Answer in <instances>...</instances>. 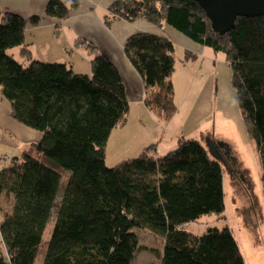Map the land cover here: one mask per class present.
<instances>
[{"label":"trees","instance_id":"obj_1","mask_svg":"<svg viewBox=\"0 0 264 264\" xmlns=\"http://www.w3.org/2000/svg\"><path fill=\"white\" fill-rule=\"evenodd\" d=\"M76 6V0H49L44 9L61 22ZM109 13L107 24L144 17L224 53L244 127L259 154L264 194V15L239 16L220 34L194 0H112ZM39 21L0 12L1 93L12 119L42 134L0 168V264H35L52 218L40 264H132L140 250L137 228L162 238L160 264H244L230 226L197 234L186 226L224 212L222 167L207 147L181 137L165 154L149 144L109 167L108 138L130 107L121 74L92 42L80 39L91 53L90 74L33 58L25 28ZM16 47L21 61L8 52ZM123 49L143 82V103L168 121L178 109L172 42L133 33ZM63 170L69 176L60 185Z\"/></svg>","mask_w":264,"mask_h":264},{"label":"rangeland","instance_id":"obj_2","mask_svg":"<svg viewBox=\"0 0 264 264\" xmlns=\"http://www.w3.org/2000/svg\"><path fill=\"white\" fill-rule=\"evenodd\" d=\"M56 50L59 51V48L57 47ZM208 51L210 54H197L185 47L177 46L173 53L175 70L172 81L175 85L174 99L179 111H176L168 121L155 117V120L145 119L142 124H146L147 132L156 134L160 140L158 143L163 150L162 154L176 148L175 144L181 134L187 138L194 137L206 147L204 134L209 139L221 141L227 145L228 156H230L227 158V166L220 163L225 200L224 212L218 214L220 216L214 213L202 215L196 222L187 223L186 226L195 234L203 233L210 226L217 228L230 226L240 246L244 264H264L262 165L256 144L246 132L241 111L234 97L235 89L232 87L231 70L226 56L223 52H215L212 49ZM37 52L40 53L39 50ZM77 58L78 56H76L78 61ZM16 59L20 60L17 55ZM78 62L82 63L81 60ZM133 124L127 125L130 128L129 131L131 132L132 129L135 134L132 139L124 135V132H120L119 125L112 130L105 149V161L109 167L127 158L136 157L142 152L139 149L132 151L135 145L132 146L130 142L141 138L142 135L137 134L144 131H139L138 128L133 129V126L136 127ZM206 129L215 132L214 135L210 132L207 134ZM126 146L130 147L131 152H125ZM220 149L226 150L224 146ZM44 162L49 164L46 160ZM228 166L233 169V172L229 171ZM61 174L60 185H63L69 173L63 170ZM1 202L4 204V201ZM52 224L53 218L44 229L42 245L35 264H40L42 260ZM135 232L139 238L140 250L134 255L132 264H160L162 238L146 228H137Z\"/></svg>","mask_w":264,"mask_h":264},{"label":"crops","instance_id":"obj_3","mask_svg":"<svg viewBox=\"0 0 264 264\" xmlns=\"http://www.w3.org/2000/svg\"><path fill=\"white\" fill-rule=\"evenodd\" d=\"M48 1L0 0V12L10 10L23 16L25 19L32 17V15L38 16L40 21L37 24L31 25L28 22L25 28V43H27L32 57L41 61L64 62L71 66L74 72L77 73L90 74L91 71V53L77 40L92 42L107 56L109 61L114 63L125 85V94H127L130 107L124 123L119 125L121 128L120 132H124V135H128V138L132 139L135 134L132 132V129L131 132L129 131L130 128L127 125L134 123L133 125H136V127L133 126V129L138 128L139 131L144 130L145 132L143 131L137 134H141V138L130 142L132 146L135 145L132 151H137V149L144 151L149 144H155L156 153H162L163 150L158 143L160 140H158L156 134H152L150 131L147 132L145 130L147 128L146 124H142V121L145 122L147 118L155 120V115L143 103L144 85L138 72L133 69L129 60L125 57L123 49L124 42L133 33L148 32L168 38L175 47L174 52L178 45L197 54H210L208 49H211L197 44L166 23L156 25L144 17L136 18L132 21H128L123 17L111 18L109 24H107L106 17L110 15L109 5L112 0H76V8H71L69 15L61 22L45 14L44 8ZM57 47L59 51L56 50ZM19 49V47L12 48L8 52L14 58L17 55L20 59L18 61H21L23 59L18 54ZM76 56H78V61L81 60L82 63L76 60ZM74 58L75 60H73ZM173 86L175 89L174 82ZM131 119L133 120L131 121ZM124 128L125 130H122ZM205 132H210L211 135L215 133L209 129H206ZM204 136L208 139L207 135L204 134ZM41 137L42 134L39 131H35L12 119L10 104L3 97L0 90V162L2 161L0 168L5 167L12 157L19 155L28 143H37ZM181 137L186 136L181 134L179 139ZM160 138L162 139V137ZM137 142L138 147H136ZM125 145L124 143V147ZM129 151L130 147L126 146L125 152Z\"/></svg>","mask_w":264,"mask_h":264},{"label":"water","instance_id":"obj_4","mask_svg":"<svg viewBox=\"0 0 264 264\" xmlns=\"http://www.w3.org/2000/svg\"><path fill=\"white\" fill-rule=\"evenodd\" d=\"M198 2L206 13L213 30L218 33L229 31L235 24L237 17H254L264 15V0H194ZM207 149L219 164L222 162L216 154V145H224L221 141L206 138ZM228 149V147H227Z\"/></svg>","mask_w":264,"mask_h":264},{"label":"flooded vegetation","instance_id":"obj_5","mask_svg":"<svg viewBox=\"0 0 264 264\" xmlns=\"http://www.w3.org/2000/svg\"><path fill=\"white\" fill-rule=\"evenodd\" d=\"M215 145H216L215 146L216 147V154L221 157V159L224 162L225 166H227V163H226L227 162V158H230V156H228L227 146H224L226 148V150L222 151V149H220V148H222L223 146H219L217 144H215ZM229 171L233 172V169L229 167Z\"/></svg>","mask_w":264,"mask_h":264},{"label":"bare ground","instance_id":"obj_6","mask_svg":"<svg viewBox=\"0 0 264 264\" xmlns=\"http://www.w3.org/2000/svg\"><path fill=\"white\" fill-rule=\"evenodd\" d=\"M212 140V139H211ZM214 141V140H213ZM215 141H217V140H215ZM222 163L224 164V162L222 161ZM227 163V162H226Z\"/></svg>","mask_w":264,"mask_h":264}]
</instances>
